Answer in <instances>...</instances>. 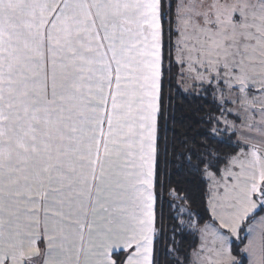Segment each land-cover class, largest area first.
<instances>
[{
	"label": "snow or ice",
	"instance_id": "obj_1",
	"mask_svg": "<svg viewBox=\"0 0 264 264\" xmlns=\"http://www.w3.org/2000/svg\"><path fill=\"white\" fill-rule=\"evenodd\" d=\"M177 68L234 155L169 143ZM169 165L208 181L212 221L189 208L199 248L164 255L264 264V0H0V264H162Z\"/></svg>",
	"mask_w": 264,
	"mask_h": 264
},
{
	"label": "trees",
	"instance_id": "obj_2",
	"mask_svg": "<svg viewBox=\"0 0 264 264\" xmlns=\"http://www.w3.org/2000/svg\"><path fill=\"white\" fill-rule=\"evenodd\" d=\"M178 77L179 69L177 68L173 70L171 83L167 86V95L170 98L171 109L175 118V123L171 126L168 136L170 144L173 139L176 142V153H183L188 149L199 150L197 145L207 144L221 159L234 154L237 151L234 139H222L211 134V129L217 128L219 124L215 122V118L220 115L216 101L210 94L202 90L199 91V94L183 93L177 84ZM209 117L214 119L210 121ZM185 139L188 144L187 148L181 144V141ZM171 159L170 155L169 160ZM220 166L223 167V165ZM168 172L171 176L172 187L182 190L180 194L187 197V203L183 205L184 210L180 211L181 202L172 201V197L165 193L162 208L158 206L157 224L162 230V239L158 242L157 247L162 256V264H173L171 258L164 255L165 250L173 247V243L177 249V254L184 257L195 245V234L180 223L181 219L188 220L187 210L189 208L193 213L194 223L198 224L199 227L211 220L207 209V180L203 179L200 174L188 175L185 172L177 175L178 169L171 165L168 167ZM170 201L172 207H169ZM161 211L162 218L160 216ZM234 250L236 253L235 247Z\"/></svg>",
	"mask_w": 264,
	"mask_h": 264
},
{
	"label": "rangeland",
	"instance_id": "obj_3",
	"mask_svg": "<svg viewBox=\"0 0 264 264\" xmlns=\"http://www.w3.org/2000/svg\"><path fill=\"white\" fill-rule=\"evenodd\" d=\"M177 84H178V86H179V88L181 89V91L183 92V93H198L199 94V91L201 90L199 87H198V84H197V82H195V81H183V80H181L180 78H178V80H177ZM201 94V93H200ZM220 117V115L217 117V118H219ZM225 117L228 119V120H231V119H233L234 117L232 116V115H230V114H228V113H225ZM217 129H219V132H218V134H216L219 138H222V139H234V143L236 144L237 142H236V139H235V136L230 132V131H228L227 129H226V127H225V125H224V119L223 118H221L220 119V122H219V124L217 125ZM237 151H238V149H237ZM235 154V153H234ZM234 154H232V155H234ZM208 182V181H207ZM209 196H210V193H209V187H208V196H207V201H208V199H209ZM207 209H208V205H207ZM209 211V210H208ZM187 213H188V211H187ZM209 214H210V212H209ZM210 217H211V214H210ZM181 220H183L185 223L183 224V226H186L187 227V221L186 220H184V219H181ZM212 221V217H211V220L209 221V222H211ZM188 228V227H187ZM189 229V228H188ZM190 231H192L193 232V234H195V237H196V241H195V245L193 246V248H192V250L194 249V248H199V246H200V235H199V233L197 232V231H195V229H189ZM241 235L243 236V232L241 233ZM242 247V245L240 244V241H236V240H234V243H233V248L235 247V249H236V253L238 252V250H239V247ZM192 250L186 255V257H184V256H180V258L183 260V259H185V258H187V257H189L190 256V254H191V252H192ZM235 253V250L233 251V254L235 255L236 254ZM171 261L173 262V260L171 259Z\"/></svg>",
	"mask_w": 264,
	"mask_h": 264
},
{
	"label": "crops",
	"instance_id": "obj_4",
	"mask_svg": "<svg viewBox=\"0 0 264 264\" xmlns=\"http://www.w3.org/2000/svg\"><path fill=\"white\" fill-rule=\"evenodd\" d=\"M179 78V77H178ZM188 94H190V93H188ZM203 227V226H202Z\"/></svg>",
	"mask_w": 264,
	"mask_h": 264
}]
</instances>
